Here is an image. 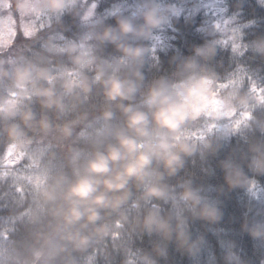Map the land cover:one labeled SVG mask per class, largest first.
I'll return each mask as SVG.
<instances>
[{
  "label": "clouds",
  "instance_id": "9594fccd",
  "mask_svg": "<svg viewBox=\"0 0 264 264\" xmlns=\"http://www.w3.org/2000/svg\"><path fill=\"white\" fill-rule=\"evenodd\" d=\"M257 2L264 7V0ZM75 4L76 0H35L18 7L39 17L45 10L59 14ZM201 7L215 6H187L186 0L117 5L102 14L85 35L84 40L91 43H72L66 49L79 71L68 72L70 79L62 86L69 93L77 88L88 93L91 83L102 85L106 99L125 114L130 133H117V143L96 151L64 194L66 225L92 228L87 234L78 229L63 237L81 253L88 251L94 237L108 236L113 223L116 228L132 223L129 213L134 209L140 232L162 239L153 241V252L138 251L124 264H168L172 244L188 256L190 264H205L207 232L215 231L212 226L223 216L220 196L236 188L244 189L248 196L242 229L264 245V81L249 76L251 86L246 88L248 69L243 65L247 59L264 63V29L245 31L257 22L239 23L243 2L231 14L224 6L217 11L227 18L211 21L210 30L201 27L198 31L205 34L204 42L192 45L185 54L174 48L168 33L176 30L181 18L190 21ZM92 15L89 10L85 19ZM109 18H115L114 25L107 22ZM25 34L32 33L26 29ZM109 48L112 51L106 58L97 55ZM160 52L169 53L167 68ZM224 52L230 53L229 67L234 64L235 71L224 67ZM84 69L95 70L91 83ZM8 75L0 70V77ZM13 80L19 90L16 95H30L34 90L47 97L48 107L56 104L63 111L53 87L37 86L41 81L53 84L54 77L47 70L34 65L15 67ZM137 94L141 97L138 105L123 104ZM0 114L5 118L20 114L26 124L34 119L31 111L21 113L16 101L0 105ZM112 118V111L103 113L104 121ZM39 126L45 133L51 128L47 119L40 120ZM5 132L13 141L10 153L31 143L16 124ZM64 132L72 134L67 127ZM190 164L198 171H191ZM218 173L223 174L224 184L213 183ZM65 179L57 177L55 183H49L47 177H38V194L46 201L53 199ZM221 247L219 260L212 256L210 264H248L235 245ZM64 250L58 248L49 255ZM42 255L36 251L32 260L8 257L0 264H38Z\"/></svg>",
  "mask_w": 264,
  "mask_h": 264
},
{
  "label": "trees",
  "instance_id": "16d2710c",
  "mask_svg": "<svg viewBox=\"0 0 264 264\" xmlns=\"http://www.w3.org/2000/svg\"><path fill=\"white\" fill-rule=\"evenodd\" d=\"M17 1L0 0V22L7 20L3 22L6 30L0 25V70L9 73L8 76L0 77V105L16 101L19 111H31L34 119L26 124L20 114L11 118L0 114V261L16 256L21 260H32L34 253L40 251L43 255L38 264H45L49 260L51 264H124L126 259L138 251L153 252V241L162 237L155 234L149 237L141 233L135 226L134 209L129 213L132 223L126 224L124 228H116L113 223L109 235L94 237L86 253L78 251L71 241L60 240L62 234L68 235L78 229L85 234L90 232L80 229L79 225H66L64 221L67 209L64 194L69 184L77 178V171L83 174L87 160L96 151L105 150L109 143H117V133L130 134L124 125L127 118L122 109L106 99L102 85L91 83V78L95 76L94 69L83 70L91 83L90 92L84 93L77 88L69 93L62 86L70 79L68 72L75 74L79 71L66 49L72 43L87 45L90 41H85L84 37L91 33L102 14L113 10L114 6L130 5L137 0H76L75 6L63 13H51L50 18L47 12L39 17L34 13L21 12L19 4H32L35 0ZM210 2L186 0L187 6L192 3L207 6ZM239 2H243L240 17L237 18L239 23L244 24L249 20L257 22L253 29L245 31L251 33L264 29V7L257 0H224L219 8L227 6L231 14L236 11L235 5ZM89 10H92L93 15L85 19ZM211 10L201 7L187 23L181 18L175 24L176 30L168 33L174 48L187 54L192 45L204 42L205 34L198 30L201 27L211 29ZM222 16L223 19L227 18L224 13ZM107 22L114 25L115 18H109ZM26 29L32 34L26 35ZM111 51L109 48L97 55L106 58ZM159 55L163 67L167 68L169 53L160 52ZM221 59L224 67L230 71L234 66L229 67L230 53H222ZM28 65L45 69L54 77L52 85L48 81H41L37 86L53 87L54 98L63 105V111L56 104L48 107L45 103L47 97L36 95L34 90L30 95H16L19 90L14 87L13 70ZM243 65L248 69L244 79L246 88L251 86L249 76L253 80L264 81V63L259 59H247ZM140 99L137 94L134 100L123 101V104L136 106ZM105 111L113 112L110 121L102 119ZM42 119H47L51 125L47 133L40 129L39 121ZM12 124L18 125L25 140L31 143H25L19 151L10 153L13 141L5 128ZM65 127L71 130L70 136L64 132ZM20 152L25 155L21 156ZM189 168L193 172L198 171V167L191 164ZM38 177H47L49 183H55L57 177L66 179L57 188L54 198L46 201L38 194ZM213 183L224 184L223 174L218 173ZM132 191L137 192L134 186ZM220 199L223 201L220 205L223 216L218 224L212 226L215 231L207 232L208 247L203 257L205 264H210L212 256L219 260L222 245L225 248L235 245V250L240 252L248 264H260L264 260V245L254 241L242 229L248 211L247 193L242 188H236L220 196ZM197 227L201 226L198 224ZM40 237H45V244L36 241ZM58 248L65 250L54 256L49 255ZM168 264H190V261L182 250L172 244Z\"/></svg>",
  "mask_w": 264,
  "mask_h": 264
},
{
  "label": "snow or ice",
  "instance_id": "6c2138e0",
  "mask_svg": "<svg viewBox=\"0 0 264 264\" xmlns=\"http://www.w3.org/2000/svg\"><path fill=\"white\" fill-rule=\"evenodd\" d=\"M208 5H214L215 7H212V11L216 12L217 14V18L223 14V12H219L217 11V9L219 8L220 5V0H211V2ZM236 70V66L234 65L230 71H235Z\"/></svg>",
  "mask_w": 264,
  "mask_h": 264
},
{
  "label": "rangeland",
  "instance_id": "374dc122",
  "mask_svg": "<svg viewBox=\"0 0 264 264\" xmlns=\"http://www.w3.org/2000/svg\"><path fill=\"white\" fill-rule=\"evenodd\" d=\"M9 1H11V0H9ZM19 1H20V2L22 1V2H23V0H18L17 2L19 3ZM211 15H213V16H211V18L213 19V21H215L216 19H220L221 21L224 20L222 15H220V16L217 18V14H216V12H214V11H212V10H211ZM5 21H7V20H4V21L0 22V25H1V27H2L4 30H6V24L3 23V22H5ZM4 24H5V27H4ZM231 26H232V25H229V27H231ZM2 37H6V36H2ZM5 41L7 42V40H5ZM89 43H91V41H90Z\"/></svg>",
  "mask_w": 264,
  "mask_h": 264
},
{
  "label": "bare ground",
  "instance_id": "6f19581e",
  "mask_svg": "<svg viewBox=\"0 0 264 264\" xmlns=\"http://www.w3.org/2000/svg\"><path fill=\"white\" fill-rule=\"evenodd\" d=\"M125 126H127L126 125V123L124 124ZM128 130V129H127ZM129 131V130H128ZM84 230H87V231H92V228H91V226L88 228V229H84ZM65 236H67V234H62L61 235V237H60V240H65L63 237H65ZM39 244H45L46 243V240H45V237H40V238H37V240H36Z\"/></svg>",
  "mask_w": 264,
  "mask_h": 264
}]
</instances>
